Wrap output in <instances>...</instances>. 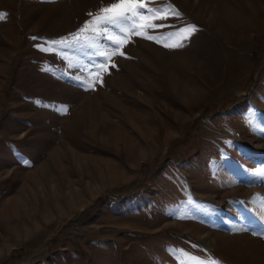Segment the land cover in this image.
<instances>
[{
	"label": "rangeland",
	"instance_id": "rangeland-1",
	"mask_svg": "<svg viewBox=\"0 0 264 264\" xmlns=\"http://www.w3.org/2000/svg\"><path fill=\"white\" fill-rule=\"evenodd\" d=\"M114 2L0 0V264H264V0H165L185 46L133 36L86 90L90 50L38 46Z\"/></svg>",
	"mask_w": 264,
	"mask_h": 264
},
{
	"label": "snow or ice",
	"instance_id": "snow-or-ice-1",
	"mask_svg": "<svg viewBox=\"0 0 264 264\" xmlns=\"http://www.w3.org/2000/svg\"><path fill=\"white\" fill-rule=\"evenodd\" d=\"M164 6H157V4ZM90 19L69 37L60 40L46 41L48 47L39 45L41 51H53L58 54L63 53L67 58L65 49H87L90 62L87 64H76L86 75L78 77L79 86L86 90H95L97 83H103L104 73L109 72L108 65L114 68L116 65L113 58L117 55L125 56L122 49L129 43L133 36L153 40L156 43H163L164 47H183L186 41L198 31L197 26L187 24L176 31L167 34L155 32V29L165 27L156 21L168 20L170 17H181V13L174 5L166 3L165 0H115L106 6H101L96 14L88 13ZM4 14H0V19ZM174 37H179V42L169 43ZM37 39V38H33ZM104 41V43H102ZM256 176H264V168L250 170ZM264 206V202H262ZM264 224V216L258 217ZM233 231H249L246 225L233 227ZM253 235L264 236V231L253 232ZM193 247H199L193 245ZM186 259L181 260V264H222L215 258L201 259L185 250H178Z\"/></svg>",
	"mask_w": 264,
	"mask_h": 264
}]
</instances>
